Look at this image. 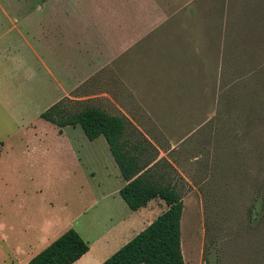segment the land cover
<instances>
[{"label":"rangeland","instance_id":"374dc122","mask_svg":"<svg viewBox=\"0 0 264 264\" xmlns=\"http://www.w3.org/2000/svg\"><path fill=\"white\" fill-rule=\"evenodd\" d=\"M59 101L151 142L153 179L183 195L186 264H264V0H0V264L41 211L98 233L125 215L103 199L122 179L105 137L41 118ZM148 205L150 223L167 209Z\"/></svg>","mask_w":264,"mask_h":264},{"label":"trees","instance_id":"16d2710c","mask_svg":"<svg viewBox=\"0 0 264 264\" xmlns=\"http://www.w3.org/2000/svg\"><path fill=\"white\" fill-rule=\"evenodd\" d=\"M40 116L60 128L80 125L89 140L105 137L126 182L120 195L132 210H138L156 198H161L167 205L163 213L103 264H186L182 250L183 195L174 184L153 179L151 166L144 158L145 147L151 145L147 137L142 135L144 139L134 144L127 117L110 114L97 106H85L67 115L59 101ZM89 249V242L72 227L26 264H73Z\"/></svg>","mask_w":264,"mask_h":264},{"label":"crops","instance_id":"0c3cea01","mask_svg":"<svg viewBox=\"0 0 264 264\" xmlns=\"http://www.w3.org/2000/svg\"><path fill=\"white\" fill-rule=\"evenodd\" d=\"M64 128H58L59 135L65 136L66 133ZM60 129H62V132H60ZM125 183L122 177L121 184L116 190L108 193L103 198L114 199L116 202L115 206L121 211H124L125 215L115 218L110 216L108 221L103 224V230L100 233H98V231L102 223L97 222L96 216L80 222L77 215L70 213L65 216H54L50 215L48 212L42 213V211L40 215L34 214L32 218H35L34 220L38 219L36 223L38 235L34 240H29L25 245L26 247L21 246L17 249V255L20 256L17 264H26L39 253L40 249V251H42L52 241L72 227H74L90 244L89 251L73 264H103L108 257L150 224V218H148L147 215V210H149L148 207L150 206L148 205L149 203L138 210H132L120 195V189ZM117 196H121L122 201L117 199ZM34 223L35 221H32L29 226L31 227ZM32 248L33 251L30 254L29 250Z\"/></svg>","mask_w":264,"mask_h":264}]
</instances>
